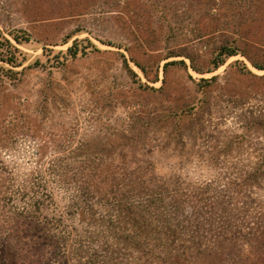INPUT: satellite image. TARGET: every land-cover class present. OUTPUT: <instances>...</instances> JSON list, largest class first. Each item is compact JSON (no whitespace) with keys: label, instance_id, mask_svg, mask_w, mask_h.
<instances>
[{"label":"rangeland","instance_id":"obj_1","mask_svg":"<svg viewBox=\"0 0 264 264\" xmlns=\"http://www.w3.org/2000/svg\"><path fill=\"white\" fill-rule=\"evenodd\" d=\"M0 31V264L112 243L122 183L217 204L178 264H264V0H0Z\"/></svg>","mask_w":264,"mask_h":264},{"label":"trees","instance_id":"obj_2","mask_svg":"<svg viewBox=\"0 0 264 264\" xmlns=\"http://www.w3.org/2000/svg\"><path fill=\"white\" fill-rule=\"evenodd\" d=\"M13 39L19 42L28 40V37L15 33ZM78 46V41L74 40L67 47L66 52L61 54L75 56L79 50ZM82 48L85 50L84 45ZM233 53L234 50L230 47H222L218 55ZM18 55V48L0 31V60L10 65H17L20 63ZM37 62V60L34 61V63ZM220 62V59L216 60L214 65ZM6 71L13 72L9 68ZM164 190L159 186L152 187L148 183L139 185V187L128 183H122L119 186L118 191L115 192L118 193L117 198L112 202L115 211L108 219L109 226L116 230L115 233L110 234L114 240L113 244L102 245L100 243V246L97 244L87 246L88 249L84 250L87 254L82 255L80 251L76 252L73 246L75 241L77 243L80 241L70 237L71 231L66 229L55 235L56 238L51 241L52 245L56 247L58 253L72 258L70 264H178L182 260L185 236L198 228L196 222L199 218H203L207 213L215 212L217 204L203 201L201 203L177 201L173 197L176 189ZM88 194L86 191L84 196ZM38 200L34 198L33 205ZM82 201L84 205L76 204L78 213L91 214L92 204L87 197H84ZM185 204L188 205L187 208L183 207ZM36 206L38 208L35 204ZM195 206L199 207L200 212L191 211V208L194 209ZM91 219L93 221L90 222L97 220ZM60 221L59 216L44 215L40 222L45 227H53L58 226ZM99 222H102L101 217L98 218L97 223L102 224Z\"/></svg>","mask_w":264,"mask_h":264}]
</instances>
